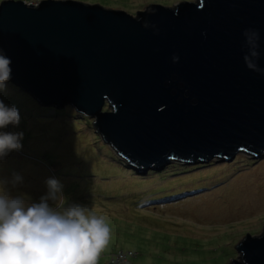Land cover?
I'll return each mask as SVG.
<instances>
[{"label": "water", "instance_id": "95a60500", "mask_svg": "<svg viewBox=\"0 0 264 264\" xmlns=\"http://www.w3.org/2000/svg\"><path fill=\"white\" fill-rule=\"evenodd\" d=\"M0 49L7 82L88 115L141 171L264 152V0L148 1L135 17L84 0H0ZM246 232L230 264H264V230Z\"/></svg>", "mask_w": 264, "mask_h": 264}, {"label": "rangeland", "instance_id": "374dc122", "mask_svg": "<svg viewBox=\"0 0 264 264\" xmlns=\"http://www.w3.org/2000/svg\"><path fill=\"white\" fill-rule=\"evenodd\" d=\"M37 1L28 0V3ZM84 1H94L105 7L122 9L135 17L137 9H145L148 1L159 2L169 7L180 0ZM6 88L9 90V94L3 95L5 89L0 91V100H3L6 105H14L19 110L20 122L18 126L9 125L0 131L22 132L23 139L20 150L11 151L0 159V191H3L4 186L13 196L24 194L27 202H39V198L48 191L46 180L50 177L58 179L63 185V197L52 204L54 208L63 210L68 204L78 203L86 206L90 214L101 216L108 223L111 229L110 242L99 257V261L103 264H111L115 257H121V252L115 254L116 250H120V248L124 250L130 248L134 251V256L130 258L131 263L127 260L124 264H230L232 258L239 256L237 243L244 238L246 231L252 236L263 232L264 155L249 160L245 164L230 166L225 173L220 174L219 172L224 170L225 166L235 157L239 156L240 159L236 161L240 163L241 157H245L241 154L246 152L237 153L230 161L223 160L222 157L221 159L215 157L209 163L201 161L206 162L203 165H198L200 160L188 163L185 165L188 166L187 170L181 167L174 168L172 163L176 162H171L172 168L169 173L166 171L158 175L152 174L153 171L146 169V172H144L145 170L141 171L136 165H132L130 166L132 168L130 176L124 177L122 173L109 172L100 166L107 163L108 158L113 159L107 153L111 151L110 149L115 155L118 153L99 132L97 134L92 124L93 119L83 117L80 119L78 117L80 114L68 118L62 112L52 111L49 108L47 110L49 114L38 113L43 109L39 106H33L30 112L26 107L31 105L29 101L26 102V106L22 105L26 101V97L10 90V86L6 85ZM23 100L25 101L22 103ZM36 143L38 144L36 145ZM25 148L26 150L31 149L30 152H26ZM41 153L44 156L38 155ZM50 156L56 157V160H51ZM91 165L93 168L90 167ZM168 165L169 163L165 167ZM165 167L157 169V171H164ZM198 169L201 171L200 173L192 179L186 180L187 172ZM134 171L144 173L141 174V179L138 177L137 180H143V176L148 172H150L149 175L156 176V180L139 182L133 179L136 178ZM103 172L104 174H102ZM176 174L181 175L185 181L177 182L178 179H174ZM201 174H206V176H201ZM17 175L21 177V181L13 183ZM161 175L163 177H160ZM152 176L149 178L153 179ZM171 177L174 182L171 181L172 183L166 186V189L174 190L175 193L166 195L164 198L175 197V199L178 198L177 201L186 200L185 203L159 204L156 207L155 203L150 202L148 205L139 207L134 204L129 208L127 204V206L120 205L110 208L100 206L97 204L98 202L94 201L81 202L85 201L86 197H79L81 199L76 200V197L65 193V190L68 189L67 185L73 179L79 187H84L87 184L88 189L97 188L99 180L102 178L100 184L107 188H121L122 190L132 188L133 191V189L151 187L156 182L163 184L166 179ZM205 178L207 183L204 186L198 183ZM166 189L163 188L160 191ZM189 189L192 190L190 193ZM187 192L189 195L185 196ZM110 193L113 195L112 200L123 202L125 197L120 191L112 189ZM203 204H206V208H202ZM195 213L203 215L198 216ZM137 226L145 228L140 229ZM148 228L153 229L154 232L151 233ZM157 229L174 235L175 240H173L174 242L170 241L169 249L165 248V245L162 244L163 241H159L166 232L159 231L155 234ZM113 230L114 232H112ZM174 238L171 237V239ZM179 240L182 242L178 244ZM116 264H122V262Z\"/></svg>", "mask_w": 264, "mask_h": 264}, {"label": "clouds", "instance_id": "9594fccd", "mask_svg": "<svg viewBox=\"0 0 264 264\" xmlns=\"http://www.w3.org/2000/svg\"><path fill=\"white\" fill-rule=\"evenodd\" d=\"M25 2L27 3L28 0ZM149 26L147 22L144 24L146 28ZM178 59V56H173L174 62ZM10 65L11 59L4 54L3 49H0V91L6 88V82L11 77ZM104 107L109 108L108 102L104 104ZM80 115L92 119L88 115L85 116L82 113ZM19 122V110L14 105H6L3 100H0V129H6L9 125L18 126ZM22 139V132L0 131V159L11 151L20 150ZM111 147L116 151L112 145ZM245 152L241 155L253 156L252 159L264 155V152ZM117 156L126 160L119 153ZM176 161L186 164L194 163L176 159L156 167H148L146 170L158 175L161 171L158 172L157 169H162L166 164ZM239 164L233 161L230 166L235 167ZM129 165L135 164L129 162ZM136 173L140 176L144 174ZM148 176L152 175L148 174ZM152 177L156 180V176ZM20 181L21 177L17 175L13 183ZM46 185L47 193L39 198V202L32 203L27 202L24 194L13 196L4 186L3 191H0V264H98L101 253L110 242L111 229L108 223L103 217L90 214L86 206L78 203L68 204L63 210L54 208L52 204L63 197V185L58 179L52 177L46 180ZM118 252H121L122 256L115 257L111 264L119 262L124 264L129 260L127 255L131 251L124 252L120 249L116 250L115 254ZM122 253L125 254L124 257ZM132 254L134 255L133 250Z\"/></svg>", "mask_w": 264, "mask_h": 264}, {"label": "trees", "instance_id": "16d2710c", "mask_svg": "<svg viewBox=\"0 0 264 264\" xmlns=\"http://www.w3.org/2000/svg\"><path fill=\"white\" fill-rule=\"evenodd\" d=\"M6 85L7 86H10V90H13V91H16V92L20 93L22 95V97H26V101L23 100L22 103L24 101L25 102L22 105L26 106L25 105L26 102L29 101L31 103V105L30 106H26V107L29 108L30 112H31V108L33 106H39V107H42L43 109L39 110L38 113H41L42 112L43 114H49L47 112V110L51 109L52 111L62 112V114L64 116H67L68 118L75 117V116H77L76 114H78L69 105L62 106L60 109H58L59 107H56L54 105H43V104L39 103L38 101H36V100L32 99L31 97H29L23 91H21L20 89H18L15 85H13L11 83H6ZM5 93H6V95L9 94V90L7 88H5V92H4L3 95H5ZM78 117H80V119L82 117L85 118L82 115L81 116L79 115ZM86 119H88V118H86ZM21 122H23V121H21ZM21 126H22V124H21ZM37 144L38 143H36V145ZM25 150H26V148H25ZM30 150L31 149L28 148L26 150V152H30ZM46 150H47V148H46ZM110 150L111 151L110 152H107V153L109 155H111V157H113V159L112 158H110V159L108 158L107 159L108 160L107 163L101 164L100 166L103 167L104 169H107L106 171H109V172L115 171L117 173H122V174H124L123 175L124 177L126 175H129L130 176V174L132 172L131 171L132 168L130 167L129 162L126 161V160H123L122 158L120 159L117 155H115L114 152H112V149H110ZM48 151H51V150L48 149ZM38 155H40V156L43 155L44 156V154H42V153L41 154H38ZM96 156H97V153H96ZM252 158H253V156L252 157H250V156L241 157V162H240L239 165L245 164V162H248L249 160H252ZM50 159L51 160H54V159L56 160V157L50 156ZM237 159H240V158L239 157L238 158L235 157L232 161H230V163L227 166H225V169L224 170H221L219 172V174L220 173H225L228 170V168H230L231 162H233V161L234 162H237L236 161ZM208 163H209V161H208ZM172 164L175 166L174 168L181 167L182 169H185V170H187V168H188V166H185L188 163L185 164V163H180V162L176 161V163H172ZM172 164L170 163L167 167H165L164 171H161V173H163V172L165 173L166 171L169 173L170 168H172ZM181 164H184V165H181ZM203 164H206V162H201V161L198 162V165H203ZM246 164H249V163H246ZM198 165H194V166L197 167ZM90 167L93 168V165H91ZM91 168H89V169H91ZM73 171L76 172L75 170H73ZM79 172H81V171H79ZM86 172H87V167H86ZM171 172H174V171L171 170ZM200 172L201 171L199 169L196 170V171L187 172L186 180L187 179H192L194 176H196ZM133 173L136 174L135 175L136 178H133V179H136L137 180L138 177H140V179H141L140 174H137L135 171ZM102 174H104V172ZM148 174L149 173H147L146 175L143 176L144 177L143 180H137V181L142 182V183L149 182V181H155V178H153V177H152L153 179H151V177L149 178ZM202 175L203 176H206V174H201V176ZM160 177H163V175H161ZM90 179H89V182H90ZM131 179H132V177H131ZM174 179H176V180L178 179L177 182L178 181H185V179L181 178L177 174L175 175ZM174 179L171 177L169 179H166L165 180L166 182H164L163 184H158V182H156L151 187H146L144 189H133V191L131 190L132 188H129L130 190L129 189H123L122 190L121 188L117 189V188H113V187L112 188L111 187L110 188H107L103 184H100V181L102 180V178H100L97 188H90V189H88V185L87 184L84 185V187H79L77 185V182L75 181V179H73V181L69 182V184L67 185V188L68 189L65 190V193H66V195L68 193L72 197H76L75 198L76 200L81 199L79 197H86V200L84 199L85 201H81V202L94 201L95 203L98 202L97 204L100 205V206L103 205V206H108L110 208L116 207V206H120V205H126L127 206V204L129 205V206H127L129 208L130 207H133L134 204L136 205V207H139V206L148 205V203H150V202L155 203L156 204V207L159 206V204L176 205L178 203H185L184 201H186V200L177 201L178 198L175 199V197H166V198H164V196H166V195L174 194L175 193V192H173L174 190L166 189V186H169L170 183L174 182ZM86 183H87V180H86ZM198 183H201V185L204 186L207 183V179L205 178L203 181H200ZM163 188L166 189V190L160 191V189H163ZM112 189L115 190V191H120L121 194H124V197L125 198H123L124 199L123 202H119V201L112 200L113 195L110 193L112 191ZM191 191H192L191 189L188 190L189 193ZM188 192L185 193V196H188L189 195ZM175 201H177V202H175ZM202 208H206V204H203ZM197 213H195V214L198 215ZM196 215H195V217H196ZM200 215H203V214H200ZM200 215H198V216H200ZM138 228L144 229L145 227L139 226ZM148 230H150L151 233L154 232V230L151 229V228H148ZM159 231H165V230L157 229L155 231V234H157ZM112 232H114V230ZM165 232H166L165 235H163L162 237H160L159 241L160 242L163 241L162 244L165 245V248L166 249H169L170 248V246H169L170 241L175 240V238H174V235H171L170 233H167V231H165ZM156 236L158 237V235H156ZM171 237L174 238V239H171ZM177 242L179 244L182 241L179 240ZM120 249L122 251H124V252H127V251H131L132 252V250L130 248H127L125 250L122 249V248H120ZM181 250H182V248H181ZM131 252H129L128 255H127L128 259H129L128 260L129 263H131L130 262L131 256H134L133 254L131 255ZM98 264H103V263L98 260Z\"/></svg>", "mask_w": 264, "mask_h": 264}, {"label": "built area", "instance_id": "2783aa9c", "mask_svg": "<svg viewBox=\"0 0 264 264\" xmlns=\"http://www.w3.org/2000/svg\"><path fill=\"white\" fill-rule=\"evenodd\" d=\"M123 254V257L125 256V254L124 253H122Z\"/></svg>", "mask_w": 264, "mask_h": 264}]
</instances>
